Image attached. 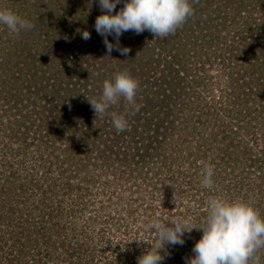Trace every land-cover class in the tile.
Returning a JSON list of instances; mask_svg holds the SVG:
<instances>
[{
	"label": "rangeland",
	"instance_id": "obj_1",
	"mask_svg": "<svg viewBox=\"0 0 264 264\" xmlns=\"http://www.w3.org/2000/svg\"><path fill=\"white\" fill-rule=\"evenodd\" d=\"M54 1L51 0V4L47 9L49 11L48 18L43 19L45 28L40 27L38 29L34 27L37 28V30H34L36 35H32L36 42L40 41L38 45L31 41V47L34 48L33 51L37 54L40 62H50L52 60L51 55L47 56L48 52H43V47L46 44L44 40L47 37L45 32L50 29L49 24L52 25V21H55L52 27L57 30L56 23L59 20L64 21L68 18V15L61 11L62 6L66 10L73 7L72 10L74 11V6L79 4V0ZM58 1L60 3H57ZM228 1L209 0V7L206 8V13H204H208V15L203 17L198 13L192 19L189 34L182 33L181 35L187 36L182 41L185 44V53L180 51V46L178 50L171 51L172 54L183 56L180 60L185 61L182 62L184 63L183 68L189 72L188 81L191 80L187 88L194 87V90L199 92L202 103L203 101L210 103L213 101L212 104L208 105L211 109H202L204 114H201V116L197 110L192 112L189 109L185 113H180L177 117V126L185 118L190 116L193 118L190 123L188 122L189 126L186 132L183 128H181L182 131L177 132L182 140L187 139V141H178V136L170 144L167 140V143L159 147L157 151L162 157L152 156L147 158L146 161L152 162L146 166L136 165L137 159H132L129 155L126 160L130 162L129 166L125 164L121 169L116 167L117 163H113L114 165L100 164L98 168L90 166L87 172L84 170L78 174L71 173L73 167L61 174L62 170L68 167V163L63 161L64 156L60 154V150L64 147L62 142H64L65 137L60 133L54 137V140L46 137L42 141L38 134L31 135L32 137L27 140V143L30 144L33 141V145L30 144L23 155H15V147H11L12 144L9 143L8 139L3 138L5 123L9 125L10 122H13L14 114L13 110L9 113L8 104L5 102L6 98L1 93V90H3L2 81L7 80L6 75L8 74V70L5 71L4 63L18 61L24 65L26 61H23L22 57L24 55L19 47L17 53L21 55V59H9L7 52L3 51L4 47H10L14 40L20 41V34H14L6 26L0 25V80H2L0 81V122H3L0 132V212L2 213L1 216L4 217L0 219V264H110L111 260L117 259L116 256H119V250L123 253L122 257H124L125 251L126 254H130V251L142 254L143 251L157 242L156 232L147 227L148 222L154 217L165 220L182 217L180 212H183L182 210L185 209L187 204L190 211L186 219L190 225H201L207 215V201L210 198L197 193L202 186V169L198 170V168L205 161L213 166L214 178L224 180V185L220 183V180L219 182L216 181V187H214L216 189L208 188L212 194L217 193L220 188V193L215 197L230 201L225 188H221L222 185L226 186L227 184L232 186L234 200L244 201L243 195L248 189L251 190L249 194L254 195L257 201L264 197V183L260 188L261 190L258 189L259 184L264 182L259 177L260 174L264 176V166L259 169L258 165H251L246 160L239 163L230 161V165L238 168L235 169L236 179L241 178L244 185V188L239 189V186L233 183L235 178L228 177L229 165H221L219 170H216L217 164L214 162L215 150L218 147L217 143L224 139L223 134H219L218 128L214 127V124L224 122V117L220 118L218 116L222 115L221 110L219 105L214 106V101L220 99L225 104L228 98L232 99L234 97L232 94L233 88H235V92H240L230 75L233 71H238L241 63H244L236 62L235 58H232L230 62H219L218 59L216 61L215 59L224 49V40L227 39L232 42V32H234L235 27L240 28L242 31L243 28L247 27L246 23H250L253 19L264 20V0H231L230 4ZM12 3L15 2L0 0V8L15 12L16 10L14 11L11 7ZM20 3H22V0H17L18 5L16 6L18 8ZM252 5H256L253 15L245 10V6L250 9ZM79 12L80 14L84 13V8L80 9ZM72 16H75V14H72ZM232 21L233 23H230ZM82 26L79 21L58 30L59 33L53 43L60 45L61 42L59 41L62 40L57 41L59 39L58 35L60 36L65 32L66 46L71 44L69 52L80 57L81 54L86 52L83 45H90L92 40H95L98 36V33H91L90 39L84 42L80 35L76 42L71 43V36L74 40L78 38L81 30H88ZM178 29L182 30L183 27ZM127 34L129 35V33ZM2 35L3 38L1 39ZM39 35L41 37L38 40ZM125 35L122 34V37L126 38ZM236 37H239V40L235 38L234 41L242 42L240 35ZM155 38L149 41V45H153ZM155 42L154 46L156 48L161 46L156 45ZM170 42L177 45L179 43L176 39ZM20 44V46H23L24 42L20 41ZM58 54L59 57L57 55L56 62L58 64L66 62L65 55L59 52ZM119 54L103 57L101 60L89 56L87 60L81 58L71 61V56L69 62H84L82 66L88 72L92 62H109L108 66L120 62L122 54ZM88 65L90 66L88 67ZM65 78L62 75L57 80L65 81ZM195 80H200L202 83L196 85ZM144 90H148V88ZM189 93L190 96H193L192 92ZM143 95H140L141 100L144 99ZM188 99L189 97L186 98V101ZM190 101L192 100L190 99ZM42 104L43 102L37 104L38 109ZM258 104L256 105L259 106ZM235 109L236 107L233 112L236 114L238 109L236 111ZM250 111L251 115L246 116L249 112L246 110L241 113V116L239 115L242 119L239 126L237 115H232L234 118L227 119V122L233 125L231 130L233 132L235 130V133L231 135V138L224 139L221 144L226 146L231 140L237 142V139L243 138L242 140L248 143V148H250L253 155L255 153L261 155L264 148V142L262 141L264 114H259V111L254 112L252 109ZM199 112L201 113V110ZM7 115L10 117H7ZM217 116L219 119L216 121ZM256 117H259V119L254 120ZM206 119L207 121H205ZM67 121L65 119L59 125L58 131L64 129V124ZM193 126L194 131L192 130ZM36 129L37 127L33 130ZM215 136L218 142L211 141ZM254 138H256L257 145L256 143L253 144V141H249ZM53 141L56 142L55 148H57V151L52 153ZM222 145L219 147H223ZM58 148L61 149L58 150ZM243 151L240 150V154ZM39 153L43 155V161L47 160V162L43 163L40 160L37 162L36 156ZM58 154H60L59 161L64 162L63 169L58 168L60 162L58 166L54 165V167L49 168L50 163H54V156ZM254 156L259 160L264 157L263 155L261 157ZM225 162L227 161L225 160ZM136 167H143V169L141 172H137ZM150 168L154 169L151 170ZM78 169L80 170V168ZM197 170L199 174L193 176ZM115 171H117L116 174ZM171 172H174V177H172ZM218 173L220 177H218ZM87 175L90 176L87 177ZM191 175L192 178H196V182L194 185L189 186L184 181L190 178ZM224 175L226 177L222 179ZM88 179L90 180L89 183ZM52 180H55L56 183ZM67 182H70L71 185L80 183L81 189L70 191L68 188L66 191L64 183ZM7 188L10 190L8 195ZM175 212L179 214L176 217ZM199 220L202 222H199ZM4 222H11L12 224H4ZM185 233L192 235H188L190 236L189 240H198L200 237L198 228H193L190 232ZM184 240L186 247L177 244L178 261L173 259L174 256L171 254L168 245L160 249L161 254L164 256L161 264H186V258L191 257L194 253L191 244H188L187 239ZM129 248L130 250H128ZM124 260L128 262L130 259Z\"/></svg>",
	"mask_w": 264,
	"mask_h": 264
},
{
	"label": "trees",
	"instance_id": "obj_2",
	"mask_svg": "<svg viewBox=\"0 0 264 264\" xmlns=\"http://www.w3.org/2000/svg\"><path fill=\"white\" fill-rule=\"evenodd\" d=\"M12 1L15 2L12 3V9L14 11L16 10L15 12H17V14L31 21L33 24L31 30H21L19 32V39L21 42H24L23 46H20V41L14 40L10 47H4L3 49V51L5 50V52H7L6 54L9 55V59H21V55L17 53V48L19 47V50H21L24 55V57H22L23 61H26L24 65L18 61L5 62V71L8 70V74L6 75L7 80H0L2 81L1 86H3L1 93L4 95V98H6L5 102L8 104V111L9 113H11L12 110L14 111L13 122H10L9 125L5 123L6 127L4 128L3 138H7L9 143L12 144L11 147H15V155L25 154L30 144L33 145V141L30 144L27 143V140L31 139V135L38 134L42 141L46 137L54 140V137L60 133L62 136H65L64 142H62L64 147L63 149L58 148V150L61 149L60 154L64 156L63 161L68 163V167L62 170L61 174L71 170L72 167L73 170L71 173L75 172L78 174L80 171L84 170L87 172L90 166L98 168L100 164L114 165L113 163H117L116 167L121 169L125 164L129 166L130 162L126 161L129 155L132 159H137L136 165L140 164L141 166H146L152 162L146 161L147 158L152 156H156L157 158L162 157L157 151L159 147L167 143V140H169L168 144H170L174 141L173 139L178 136V141H187V139L182 140L180 135H177V132L182 131L181 128L185 129L184 132H186L189 126L188 122L190 123L193 118L192 116L189 118L187 117L177 126V117H179L180 113H185L186 110L188 111L190 109L192 112L193 110H197L201 116V114H204L202 109H211L208 105L212 104L213 101L212 103L204 101L202 103L199 92L195 91L194 87L187 88L191 80L188 81L187 77L189 72L183 68L184 63L182 62L185 61L180 60L183 56L180 54H172L173 50H178L179 46L180 51L185 53V44H183L182 41L185 40L187 36L181 35L182 33L189 34L192 19L196 17L198 13L203 17L208 15V13H204H206V8L209 7V0H190L189 2L194 9L193 14L178 26L174 33L166 37L155 36L148 30L139 34L134 31L124 32L123 34H126V38H123L121 35L120 44L121 46H127L130 51L126 55H122L121 61L116 62L114 65L110 64V66H108L109 62H92V64H90L91 66L88 65V67L90 66V71L88 72H86V69L82 66L84 62H69L70 57L72 56L71 61L81 58L87 60L89 56L92 58L94 57L96 60H101L103 57H108L109 55V57L115 54L120 55L116 50H113L109 54L103 43L102 37L95 31V18L102 12L96 0H79L78 6H74L73 4L74 11L72 10L73 7L66 10L62 6L61 11L64 12V14L66 13L68 18L64 21L59 20L58 23H56L57 30L52 27L55 23V21H52V25L49 24L50 29L45 32L47 37L44 40L46 44L43 47V52H48L49 54L47 56H52L50 62L38 61L37 54L33 51L34 48L31 47V41L37 45L40 43V41L36 42L35 39H33V36L36 35L34 34V30L40 27L42 29L45 28L43 19L45 20L48 18L49 11L47 9L51 4V0H22L19 8L16 6L18 5L17 0ZM230 1H228L229 4ZM57 3L60 2L58 1ZM14 6L17 8H13ZM255 6L256 5H252L250 9L245 6V10H248L249 13L253 15L256 9ZM121 7H123V0H121V3L118 4L113 11H118ZM82 8H84L85 12L80 14L79 11ZM72 14H75V16H72ZM68 19L69 21L66 22ZM79 21L82 23L83 28H87L90 33L98 35L95 40H92L90 45H83L86 52L81 54L80 57L69 52L71 44L66 46L65 32L60 36L58 35L59 39H57V41L62 40L59 41L61 42L60 45L53 43L55 42L56 35L59 33L58 30L69 27L74 22ZM230 23H233V21ZM246 25L247 27L243 28L244 30L242 31L238 27L234 28V32H232V42L227 39L224 40V49H222L223 54L221 52L215 59V61L218 59L219 62H230L232 58H235L236 62H244L241 63V67L238 71H233L230 75L233 83L240 89V92H235V88H233V100L228 98L225 104L221 102L220 99L219 101H214V106L216 107L219 105L221 110L220 113L222 115L218 116H220V118L224 117V122L222 124H214V127L218 128L219 134H223L222 137L226 140L231 138V135L235 133V130L234 132L231 130L233 125L227 122V119L234 118L232 115H237L239 119L237 124L239 126L242 120L239 115L241 116V113L245 110L249 111L246 116L252 114L250 111L251 109L254 110V112L259 111V114H264V20L253 19L250 23H246ZM179 27H183V29L179 30ZM127 33H129V35ZM237 35L241 36L242 42L238 43L234 41L235 38L239 40V37H236ZM39 37H41V35L38 36V40ZM79 37L80 34L78 38L73 40L71 36L70 42H76ZM2 38L3 35L1 36V39ZM153 38H155L154 42L156 41V45H161L157 46L159 50L154 46L153 41V45H149V41L153 40ZM108 39L110 42L115 43L112 36H109ZM173 39L179 42L178 45L170 42ZM58 52L65 55L66 62H60L59 64L56 62L57 55L59 57ZM117 72H127L138 81L139 87L135 99L136 103L140 105L139 110L134 111L132 106L121 98L117 104L112 105L108 109L105 115H95L88 99L99 98L102 94L103 81L105 79H111ZM23 73L25 74L24 76ZM62 75L63 78L66 77V80L58 81L57 78ZM195 83L199 85L202 81L195 80ZM144 87L148 88V90H144ZM189 92H192L193 96H190ZM142 94H144L143 100L140 99V95ZM187 97H189L188 101H186ZM190 99L192 101H190ZM40 102H43V104L38 109L37 104ZM235 107L238 109V111L235 109L237 112L236 114L233 112ZM200 110L201 113L199 112ZM112 112L124 115L128 120L129 127L123 131H117L111 122L110 113ZM218 116L215 119L216 121L219 119ZM7 117L10 116L7 115ZM65 119L68 121L64 124V129L58 131L59 125H61ZM256 119H259V117H256L254 120ZM205 121H207V119ZM2 123L1 121L0 132ZM35 127H37V129L34 131L33 129ZM192 130L194 131V126ZM262 135V141L264 142V132H262ZM224 139H222L221 142H218L216 136L214 139H210L211 141L218 142V147H216L215 150L216 156L214 158V162L217 164L216 170H219V166L228 164L230 168L228 177L235 178L233 183L239 186V189H242L244 188L241 182L242 180L241 178H239L240 180L236 179L235 174V169L238 168L234 165H230L229 162L235 161L239 163L242 160H246V162L251 163V165L256 164L259 169H262L264 166V157L262 160H259L254 155L260 157L262 155L264 156V148L261 155L256 153L253 155L250 148H248V143L242 140L243 138L237 139V142L231 140L226 146L221 144ZM249 141H253L254 144L256 143V138L250 139ZM233 142L236 143L234 144ZM55 144L56 142L53 141L52 153L57 151ZM221 145L224 148L219 147ZM83 149L85 150L83 151ZM240 150L244 151L240 154ZM60 154L54 156V163H50L49 168L54 167V165L58 166ZM36 160L37 162L39 160L43 163L47 162V160L43 161V155L40 153L36 156ZM225 160L227 162H225ZM63 161L60 162L59 169H63ZM204 164L211 163L205 161L198 170L203 169ZM78 168H80V170ZM142 169L143 167H136L137 172H141ZM150 169L153 170L154 168ZM198 170L193 176L199 174ZM132 172L134 171L132 170ZM114 173L116 174L117 171ZM171 173L172 177H174V172ZM89 176L90 175H87V177ZM193 176L191 175L190 178H185L186 181L184 182H186V185L191 186L195 184L196 178H192ZM218 177H220L219 173ZM225 177L224 175L222 179H225ZM259 177L264 181V176L262 174H260ZM89 179L88 183L90 182ZM220 180V178L215 179L213 175V189H216L214 188L216 187V181L219 182ZM52 181L55 182V180ZM223 182L224 180L220 181L222 184ZM263 183L264 182H261L259 184L260 187L258 189L262 187ZM64 184L66 191L68 188L70 191H72V189H81L80 183L77 185H71L70 182ZM223 185L221 188H225L230 201L234 200L233 197L235 196H233L234 191L231 189V184H227L226 186ZM251 188L253 189V187ZM198 191L197 193H201L203 196L215 197L220 193V188L217 190V193L213 194L211 190L203 186H201ZM6 192L8 195L10 192L9 188H7ZM249 192H251L250 189L244 192V202L251 204L258 210L260 215L264 217V197L257 201L254 195L249 194ZM195 197L197 196L195 195ZM182 211L180 215L186 219L190 211L188 204ZM1 214L0 212V219H3L4 217H2ZM178 215L179 214L175 212V217ZM199 222L202 221L199 220ZM5 223L12 224L11 222H4V224ZM198 231L201 236V230L198 229ZM188 235L191 234L184 233V239H187L188 244H191L193 247L196 240H189L188 238L190 236ZM182 246L186 247L185 242L181 247ZM168 247L171 249V254L174 256L173 259L178 261L177 245H168ZM128 250H130V248ZM119 253V256H116L117 259L111 260L110 264H129V261L130 264H137V258L141 255L133 251H130V254H126L125 251L124 257H122L123 253L120 250ZM254 255L259 257V264H264V247L259 248ZM124 259L130 260L127 262ZM249 264H254V261L250 260Z\"/></svg>",
	"mask_w": 264,
	"mask_h": 264
},
{
	"label": "clouds",
	"instance_id": "obj_3",
	"mask_svg": "<svg viewBox=\"0 0 264 264\" xmlns=\"http://www.w3.org/2000/svg\"><path fill=\"white\" fill-rule=\"evenodd\" d=\"M102 9L94 22L95 31L102 37L110 54L113 50L126 55L130 49L121 46L120 37L124 32L134 31L139 34L145 30L155 36L166 37L175 32L194 12L189 0H123V7L113 11L121 0H96ZM0 25L18 34L21 30H31V21L19 14L0 8ZM82 39L88 40L91 33L81 30ZM112 36L115 43L110 42ZM110 56V55H109ZM138 81L127 72H117L111 79L103 81L102 94L99 98L88 99L95 115L103 116L108 109L121 98L126 100L134 111L140 105L136 103ZM111 122L117 131L129 127L128 120L122 114L110 113ZM213 166L204 164L201 184L212 188ZM167 221V222H166ZM147 227L156 232L157 242L137 258V264H161L164 256L160 249L165 245L183 244V234L193 228L201 230V236L193 245L191 257L186 264H259V257L254 254L264 247V217L251 204L241 200H227L210 197L207 201V215L204 222L190 225L182 217L165 220L152 218Z\"/></svg>",
	"mask_w": 264,
	"mask_h": 264
}]
</instances>
